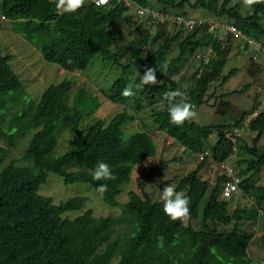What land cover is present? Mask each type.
Returning <instances> with one entry per match:
<instances>
[{
  "label": "trees",
  "instance_id": "obj_1",
  "mask_svg": "<svg viewBox=\"0 0 264 264\" xmlns=\"http://www.w3.org/2000/svg\"><path fill=\"white\" fill-rule=\"evenodd\" d=\"M129 1L132 5L161 12H183L188 8V0ZM230 3L231 0H196L194 6L202 7L215 17L234 20L228 22L248 35H264V27L260 25L264 2L252 5L246 17L241 14L243 0L232 6ZM130 9L125 0H111L105 7L85 0L77 12L61 15L56 10V0H2L1 3L2 16L12 22L13 31L37 48L47 62L58 65L65 73L85 72L97 57L118 65L122 73L104 91L105 95L115 103L130 102L136 110L145 105L153 107L154 124L183 147L184 155H204L197 168L180 178L176 186L177 191L189 198V222L199 221L201 227L170 220L163 212V202H153L145 191V182L151 172L180 164L182 157L161 159L138 177L140 193L131 191L128 202L119 203L118 197L131 183L135 167L156 156L157 144L144 130L126 135V124L134 119L127 111L118 113L110 121L99 119L87 125L82 137L84 121L91 118L100 103L84 87H78L73 104L69 105L75 85L73 80L50 85L39 102L31 100L22 114L13 115L7 122L4 111L10 101L15 103L20 100L19 96L28 95L11 68V57L0 50V137L15 147L21 138L36 130L23 156L29 165L19 166L11 160L0 171V264H110L115 258H119L118 264H261L250 257L248 247L254 236L241 234V225L258 222L264 245V206L260 209L264 205V186L256 180L264 167V149L259 147L264 137V111L248 124L249 130L256 135L252 140L253 159L246 161L247 167L242 171L245 177L240 184L241 193L249 194L253 206H238L230 211L229 200L235 196L227 201L220 198L227 178L223 174L217 177L215 188L200 213L201 203L211 189L210 183L201 178V171L210 161L220 167L231 157L233 144L227 138L228 132L242 127L245 119L260 107L256 99L250 110L233 119L236 110L226 98L238 91L219 96L216 88L209 94L213 82L221 77L227 64L230 42L228 39L213 42L215 58L200 76L199 71L194 74L191 87L183 89L182 69L197 51L212 43V36L204 27L173 33L167 24L159 25L152 36L149 18L138 16L139 26L129 33L127 40L125 27L132 20ZM141 29L144 32L141 33ZM122 38L127 40L122 49L130 54L126 64L120 63L122 52L112 49ZM176 45L179 55L168 61ZM144 49L146 56L142 57ZM146 67L156 69L160 82L137 88L142 76L133 78L132 75L135 71L143 75ZM236 71V68L230 70L222 78L221 85ZM128 84L133 85L134 95L124 97L121 93ZM174 90H179L194 107L216 96L217 104H214L220 107L218 112L224 120L212 124H200L195 120L185 121L181 126L172 124L164 94ZM180 99L178 97L177 101ZM65 127L74 135L75 147L56 156L59 137ZM214 134L217 135L215 142L210 144ZM0 154L2 165L6 160L5 150L0 148ZM99 161L109 164L114 179L97 181L92 178ZM49 173L62 177L65 184L86 183L95 190L106 184L108 190L100 194L106 204L122 209L121 217L95 218L90 210L76 218L65 216L68 212L81 211L87 199L74 197L56 205L52 198L41 196L40 187L46 183ZM124 223L127 231L116 235V226Z\"/></svg>",
  "mask_w": 264,
  "mask_h": 264
},
{
  "label": "rangeland",
  "instance_id": "obj_2",
  "mask_svg": "<svg viewBox=\"0 0 264 264\" xmlns=\"http://www.w3.org/2000/svg\"><path fill=\"white\" fill-rule=\"evenodd\" d=\"M209 1V0H207ZM241 0H231L230 5ZM196 0H188V8H186V14L196 19H208L214 21H219V19L230 21L233 23L234 20H230L227 17L218 18L210 12L206 11L200 6H194ZM0 0V50L4 55H9L10 65L13 71L18 75L24 86V92L28 97H21L19 101L15 103L11 102L8 105V108L4 111V114H7V122L13 115L22 114L24 107L27 106L31 100L39 102L43 92L50 86L58 84L65 79L73 80L74 90L71 93L68 104L72 105L76 91L78 87H84L88 93L97 99L100 103V106L97 108V111L93 113L91 118H88L84 121L82 125V137L85 135V127L99 119H105L110 121L118 113L127 111L131 114L134 119L126 124L125 133L127 136L133 134L138 130H144L147 132L152 139L157 144L156 156L150 159H147L143 164L135 167L132 174V181L128 186L123 188L122 194L118 197L120 204L126 203L129 200V192L134 191L140 193L137 185L138 177L144 175L148 170L155 167L160 163L161 159H173L175 157H182L183 161L180 164L172 165L167 170L164 171H153L151 176L145 182V191L149 194L153 202L161 201L160 195L164 186L166 185H175L177 186L178 181L183 176H186L193 170L197 168L199 163L202 162L200 155L188 156L184 155V149L179 145L174 139L170 138L166 133L161 131L158 126H156L151 117V109L153 107L144 106L140 110H136L135 107L130 102H119L115 103L109 97H107L104 91L111 85L114 80L121 75L122 68L114 64L112 61L104 60L102 57H97L93 63L90 65V68L85 72H75V73H65L60 67L56 64L47 62L42 53L35 48L29 41H27L21 35L13 31V24L10 20H1L2 11H1ZM151 5H154L153 2H150ZM133 4L131 7H134ZM155 6V5H154ZM252 6L250 8L245 7L242 3L241 14L246 17L250 13ZM138 9L131 8L129 10V15L131 16V21L127 23L125 27L126 36L129 35L131 31H134L140 23L138 17ZM260 25L264 27V17L260 21ZM170 31H180V28L169 27ZM144 32V29H141V33ZM156 29H151L152 36L155 34ZM187 34V33H186ZM130 37H127V40ZM255 39L264 44V35H258ZM125 38L119 40L118 45L112 46L113 51H121L120 63L126 64L130 59V54L124 52L122 49L127 41ZM261 44V46H263ZM257 47V46H255ZM203 51L202 50H199ZM239 51L236 46H234L230 52V56L227 60V64L223 70V75L219 77L217 81H214L209 94H212L213 91L217 88V95H225L228 92H236L237 94L229 95L230 98H227V101L235 107V113L232 114L233 119L240 118L243 112L250 110L254 101L259 97L260 108L258 111L261 113L264 111V52H262L259 57L254 58V54L257 51L255 48L252 56L244 57L237 53ZM198 52V51H197ZM179 55L178 45L173 46L170 54L168 56V61L173 60ZM195 55V54H194ZM194 55L190 58L189 62L182 69L180 77L184 78L182 84L183 89H187L194 84L193 76L201 68L200 63L195 59ZM146 56V49L142 52V57ZM254 59V60H252ZM253 62L252 67H259L258 72L252 70L253 75H249L248 71H245V65ZM236 63V64H235ZM243 64L241 66L240 64ZM236 66V74L229 77L225 84L221 85V80L224 76L227 75L233 66ZM133 78L139 75L138 71L133 73ZM216 96L213 98H208L207 103L194 107V110L197 112V116L194 119L200 124H212L222 122L224 117L218 112L220 107L215 100ZM258 101V100H257ZM215 103V104H214ZM227 111H230L229 107H225ZM231 113V112H230ZM7 123L5 122V126ZM242 130V134L238 137V147L236 157L230 161V169L233 170V173L241 174L242 171L246 169L248 160L253 159L251 153L252 149V140L256 136L255 133L251 132L248 128V124L243 123V126L239 128ZM36 130H32L28 135L21 138L17 145L14 147L8 143L7 140L0 137V148L4 149L6 152V160L0 165V171L11 161L15 160L19 166H27L28 162H25L23 156L27 149V146L31 140L32 135ZM216 134L211 137L210 144H214L216 139ZM75 147V139L72 132L69 128L65 127L59 137L58 146L55 150L56 156L62 155L68 151L73 150ZM259 147L264 149V137L261 140ZM1 156V154H0ZM223 174H228L226 170L220 169L219 165H216L214 162L210 161L201 171V178L210 183L211 189L209 194L204 198L200 206V213L203 210L205 201L212 190H214L216 185V180L218 176ZM259 184L264 186V167L261 169V173L256 179ZM168 183V184H167ZM39 194L44 197L52 198L53 203L58 205L61 202H65L74 197H85L87 199L85 207L81 211H72L65 214L70 218H76L81 215L83 212L90 210L92 211L95 218L102 217H111L119 218L122 215V209L118 207H111L106 204L99 192L95 190L91 185L86 183H74V184H65L62 177L57 174L49 173L46 183H44L39 190ZM230 211L232 212L236 207H249L253 206L251 197L249 194L243 195L239 193L233 199L229 200ZM264 205L260 206V209ZM184 223L188 225L191 223L194 227L198 229L201 227L199 221H191L187 218ZM128 229L127 224H119L116 226V235H121L123 232H126ZM241 234L251 235L253 234L254 239L248 247V252L250 257L258 263L264 264V245L261 242V227L258 222H249L241 225ZM115 235V237H116ZM101 249H104L102 247ZM119 258L113 259L110 264H118Z\"/></svg>",
  "mask_w": 264,
  "mask_h": 264
},
{
  "label": "built area",
  "instance_id": "obj_3",
  "mask_svg": "<svg viewBox=\"0 0 264 264\" xmlns=\"http://www.w3.org/2000/svg\"><path fill=\"white\" fill-rule=\"evenodd\" d=\"M111 0H109L110 3ZM120 2V0H118ZM128 6H132V3L129 0H125ZM138 9V16L139 17H148L149 18V25L153 29H157L159 25L167 24L169 27L180 28V30H185L186 32L195 29L196 27H204L206 28V32L212 36V43L207 45L203 49V51H198L195 53V59L201 63L202 69L199 70V76L203 72L204 68L208 66L211 61L215 58L216 52L213 46V42L219 41L223 42L227 39L230 40L232 43L236 40V44L239 46V50L244 55H250L254 49L256 48L257 51L254 54V58L259 57V55L264 52V47L251 35L244 33L241 29H239L236 25L226 22L224 20L214 21L208 19H196L188 14H186V9L183 12L171 11V12H161L157 10H152L149 7H142L135 5L134 7ZM142 9L150 10V13L141 14ZM1 20H7L4 16L1 17ZM257 46V47H255ZM259 112L255 111L254 113L250 114L245 119V124H249V122L253 119H256L259 116ZM242 134V130L234 129L227 134V138L233 144V154L230 158L226 160V162L220 165V168L227 171L228 174L226 180L224 181L222 188H221V196L222 200H229L232 197L241 193L240 184L242 182V176L238 173H233V170L230 169V161L236 157L238 141L237 137H240ZM201 160H203L204 155H200Z\"/></svg>",
  "mask_w": 264,
  "mask_h": 264
},
{
  "label": "clouds",
  "instance_id": "obj_4",
  "mask_svg": "<svg viewBox=\"0 0 264 264\" xmlns=\"http://www.w3.org/2000/svg\"><path fill=\"white\" fill-rule=\"evenodd\" d=\"M261 2H264V0H243L244 6L248 8H250L254 4H258ZM93 3L97 7H105L109 4V0H93ZM84 4H85V0H56V10L61 15H63L64 13H75L80 8H82ZM144 13H150V10L142 9L141 14ZM228 41L230 42V44L233 45V43L230 40ZM252 54L253 52L250 55L252 56ZM200 69H202V67ZM173 79H175V77H173ZM159 82L160 81H158L156 77V69L152 67H146L145 72L142 75L140 85H137L136 87L139 88L141 85H149V84L156 85ZM121 95L124 97L133 96L134 95L133 85L132 84L126 85ZM178 97L181 98L179 101H177ZM164 99L167 100L169 105L168 113L172 124L181 126L184 124L185 121H192L196 118L197 112L194 110V105L187 102L186 98L183 97V94L179 90L166 92L164 94ZM92 178L94 180L100 181V180L114 179V176L111 172L109 164L103 161H99L97 163V166L93 170ZM96 190L97 192L103 194L108 190V186L106 184H101L97 187ZM160 199L163 202V212L167 217H169L170 220L174 222L175 221L183 222L190 216L189 198L186 196L184 192L177 191L175 185L164 186L161 191Z\"/></svg>",
  "mask_w": 264,
  "mask_h": 264
},
{
  "label": "crops",
  "instance_id": "obj_5",
  "mask_svg": "<svg viewBox=\"0 0 264 264\" xmlns=\"http://www.w3.org/2000/svg\"><path fill=\"white\" fill-rule=\"evenodd\" d=\"M236 42V40L233 42V45L231 44V50H232V48L234 47V46H236L237 47V49L239 50V46H238V44H236L235 43ZM258 42H260V41H258ZM260 44H262L261 42H260ZM263 45V47H264V44H262ZM237 53H239L240 55H242V56H244V57H247L248 55H244V54H242L241 52H240V50L239 51H237ZM230 56V55H229ZM249 56H251V55H249ZM229 58V57H228ZM236 64V63H235ZM241 66H243L244 67V65L241 63L240 64ZM252 65H253V62L251 61L249 64H246L245 65V71H248V73H249V75H253V74H255V73H252V70H254L255 72L257 71L258 72V70H259V67L257 66V68L256 67H252ZM226 66V65H225ZM234 68H237L235 65L233 66ZM225 68V67H224ZM233 69V68H232ZM224 70V69H223ZM229 73V72H228ZM227 73V74H228ZM223 75V74H222ZM229 98H230V96H228ZM227 97V98H228ZM226 98V99H227ZM257 100H258V98H257ZM258 102H259V100H258Z\"/></svg>",
  "mask_w": 264,
  "mask_h": 264
}]
</instances>
